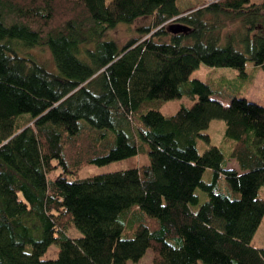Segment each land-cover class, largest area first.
Wrapping results in <instances>:
<instances>
[{"label":"trees","instance_id":"trees-1","mask_svg":"<svg viewBox=\"0 0 264 264\" xmlns=\"http://www.w3.org/2000/svg\"><path fill=\"white\" fill-rule=\"evenodd\" d=\"M142 16L122 46L102 40ZM227 18L245 31L223 36ZM39 46L54 69L28 53ZM248 61L264 70V0L187 12L178 0H0V264H130L149 249L154 264H264L252 243L264 106L225 105L191 78L201 64L245 76ZM184 96L192 104L161 111ZM213 119L235 141L228 156L206 133ZM139 155L149 162L79 177Z\"/></svg>","mask_w":264,"mask_h":264},{"label":"rangeland","instance_id":"rangeland-1","mask_svg":"<svg viewBox=\"0 0 264 264\" xmlns=\"http://www.w3.org/2000/svg\"><path fill=\"white\" fill-rule=\"evenodd\" d=\"M109 1L110 0H107V2ZM254 1L260 2L261 0ZM208 2H210V0H178L179 6L184 12L198 9ZM227 19L233 22H229L227 28L221 29L223 36L230 33L238 35L240 32L245 31L246 27L242 24L241 19ZM150 21V16H142L137 18L132 24L120 23L114 29L105 33L102 40H115L120 46H122L132 36L137 35L138 27L148 25ZM28 53L35 55L37 59L49 69H54L53 58L48 47L39 46L32 48ZM191 78H198L207 82L214 91L212 96L223 102L225 105H228L231 98L235 96L247 98L250 101L264 106V70L256 67L250 61L247 62L245 76L240 75L239 71L235 68L210 67L201 64L200 67L193 72ZM190 104H192L190 98L184 96L182 98L164 102L161 111L164 114H174L182 105ZM225 127L226 124L224 120L213 119L209 128L206 130V133L210 135L211 143L219 146L224 154L228 156L231 146H233L235 141L225 137ZM207 148L208 145L202 139H198L199 151L203 153ZM148 162L149 158L147 155H139L131 159L115 161L106 165H87L79 171V177L124 170L130 168L134 164H146ZM228 166L230 168H238V164L233 158L229 160ZM72 177L73 176H70V178ZM210 178L211 174L207 171L204 175V179L209 181ZM221 186L225 193L234 196L231 190L228 189L227 183L224 180L221 182ZM260 196L264 199V187L260 189ZM75 231L79 234L77 236H80V232L76 229ZM252 243L254 246L264 248V217L253 236ZM57 250L58 246L52 245L47 251L45 257H55ZM154 255V251L149 249L138 262H131L130 264H154Z\"/></svg>","mask_w":264,"mask_h":264},{"label":"crops","instance_id":"crops-1","mask_svg":"<svg viewBox=\"0 0 264 264\" xmlns=\"http://www.w3.org/2000/svg\"><path fill=\"white\" fill-rule=\"evenodd\" d=\"M257 247H260V246H257Z\"/></svg>","mask_w":264,"mask_h":264}]
</instances>
